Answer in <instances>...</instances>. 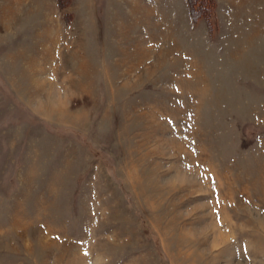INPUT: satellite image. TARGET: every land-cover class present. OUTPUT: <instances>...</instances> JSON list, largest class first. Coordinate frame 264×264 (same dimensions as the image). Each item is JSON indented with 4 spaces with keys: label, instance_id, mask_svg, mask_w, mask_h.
<instances>
[{
    "label": "rangeland",
    "instance_id": "rangeland-1",
    "mask_svg": "<svg viewBox=\"0 0 264 264\" xmlns=\"http://www.w3.org/2000/svg\"><path fill=\"white\" fill-rule=\"evenodd\" d=\"M0 264H264V0H0Z\"/></svg>",
    "mask_w": 264,
    "mask_h": 264
}]
</instances>
